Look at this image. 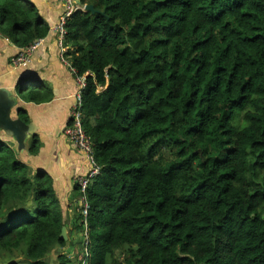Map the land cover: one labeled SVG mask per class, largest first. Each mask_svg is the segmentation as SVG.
I'll return each instance as SVG.
<instances>
[{"label":"trees","instance_id":"1","mask_svg":"<svg viewBox=\"0 0 264 264\" xmlns=\"http://www.w3.org/2000/svg\"><path fill=\"white\" fill-rule=\"evenodd\" d=\"M77 1L95 10L73 11L63 40L74 92L85 76L81 124L99 168L88 214L75 182L68 206L0 137V263L47 264L59 249L56 264H75V244L77 264H264V0ZM49 29L31 1L0 0V35L20 50ZM20 83L26 101L51 100ZM27 140L37 155L38 135Z\"/></svg>","mask_w":264,"mask_h":264},{"label":"crops","instance_id":"2","mask_svg":"<svg viewBox=\"0 0 264 264\" xmlns=\"http://www.w3.org/2000/svg\"><path fill=\"white\" fill-rule=\"evenodd\" d=\"M29 1L37 7L49 28L58 21L62 5L57 0ZM20 51L15 44L0 35V87L8 88L15 94L16 81L22 77L30 83L35 82V86L39 89L43 87L48 89L52 98L48 102L33 103L26 101L25 91L18 95V108L26 110L30 121L35 125V134L41 142L37 155H30L27 149L19 152V155L34 171L44 170L52 177L57 193L69 206V200H74L76 203L77 199V193L73 189L75 177L85 174L88 169L85 155L75 151L62 135L69 118L76 87L75 80L70 69L65 65V58L60 56L56 36L52 31L49 30L36 50L31 53L25 66L14 67L11 64L12 57ZM0 137L7 142H14L1 129ZM27 142L28 140L26 146H28ZM12 146L16 145L12 144ZM75 213L77 214L73 209L62 210L66 224L71 228L77 217Z\"/></svg>","mask_w":264,"mask_h":264},{"label":"built area","instance_id":"3","mask_svg":"<svg viewBox=\"0 0 264 264\" xmlns=\"http://www.w3.org/2000/svg\"><path fill=\"white\" fill-rule=\"evenodd\" d=\"M63 4V13L58 20V22L53 26V32L57 37V45L60 50V56L63 57V52L65 51V48L63 47V40L65 35L64 30V23L66 18L75 10H81L85 8V5H80L77 0H59ZM83 11V10H82ZM42 39H39L32 44H30L25 49H22L15 57L12 58L11 64L14 67L19 66H25L26 61L25 59L29 61V57L33 51L36 50V48L41 43ZM65 64H68V61L66 58L64 59ZM70 72L74 74V69H72L69 66ZM76 83H77V90L73 93V101L70 106V120L72 121L70 127H65L63 129L64 135L68 138L70 142L76 147H79L83 152L85 157L88 160L89 168L85 175H80L75 177L74 182L77 184V186L80 188V198L79 203L82 205V216L84 219H86L88 210H89V203L86 200L85 193H86V187L91 182V179H93L96 174L99 172L98 166L95 164L92 149L90 147V140L83 132L82 124H81V107H82V89L85 85V76H78L76 77ZM86 225L84 224V230L86 232Z\"/></svg>","mask_w":264,"mask_h":264},{"label":"water","instance_id":"4","mask_svg":"<svg viewBox=\"0 0 264 264\" xmlns=\"http://www.w3.org/2000/svg\"><path fill=\"white\" fill-rule=\"evenodd\" d=\"M83 11H90L95 13L92 5H85ZM26 81L19 77L15 84V94L12 90L0 87V129L9 137L12 138L16 145L18 152L26 150V140L35 134V125L33 122L27 124L21 122L16 116V109L18 108V95L24 92L20 82ZM15 112V114H14ZM67 229L65 226L61 227L59 238L67 240Z\"/></svg>","mask_w":264,"mask_h":264},{"label":"rangeland","instance_id":"5","mask_svg":"<svg viewBox=\"0 0 264 264\" xmlns=\"http://www.w3.org/2000/svg\"><path fill=\"white\" fill-rule=\"evenodd\" d=\"M59 3H61L59 0H57ZM78 2V1H77ZM80 4V3H79ZM61 5H62V12H61V14H60V16H59V19H60V17H61V15H62V13H63V10H64V8H63V4L61 3ZM80 5H83V4H80ZM84 6V5H83ZM85 9V8H84ZM84 9H81V10H84ZM58 19V20H59ZM58 22V21H57ZM56 22V23H57ZM55 23V24H56ZM54 24V25H55ZM53 25V26H54ZM53 26L49 29L50 31H52L53 32ZM54 33V32H53ZM56 36V35H55ZM56 44H57V37H56ZM25 61H26V64L28 63V60H27V58L25 59ZM45 87H43V89H44ZM30 89H33V90H39L38 88H32V87H30ZM28 94H29V92H26V95L28 96ZM67 223V222H66ZM68 225V224H67ZM68 227L70 228V230H71V240H72V242H76L77 241V239H78V241H80V240H82V238H83V234H82V232H80V228H79V230L77 229H73V228H71V226H69L68 225ZM82 236V237H81ZM79 243V242H78ZM77 244V243H76ZM57 250H59V249H54V250H52L50 253H49V255L47 256V258H46V262H47V264H56V251ZM67 250V252H64L67 256H68V258H70V259H72L74 262H75V264H77L78 263V261H79V257H83V252H82V248H81V246L79 245V249H78V246H77V256H75L76 254L74 253V251L76 250V245L75 244H69L68 245V248L66 249ZM60 251V250H59ZM73 253V254H71V253ZM0 264H2V263H0Z\"/></svg>","mask_w":264,"mask_h":264}]
</instances>
